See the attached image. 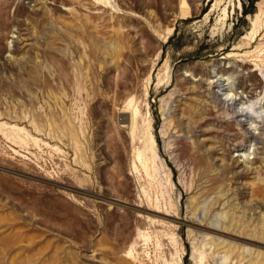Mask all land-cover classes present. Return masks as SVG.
<instances>
[{
  "label": "rangeland",
  "instance_id": "374dc122",
  "mask_svg": "<svg viewBox=\"0 0 264 264\" xmlns=\"http://www.w3.org/2000/svg\"><path fill=\"white\" fill-rule=\"evenodd\" d=\"M15 1L0 0V264H264V135H246L264 130V0ZM82 56L86 86L48 83ZM239 84L245 130L214 98ZM132 98L134 136L119 115Z\"/></svg>",
  "mask_w": 264,
  "mask_h": 264
},
{
  "label": "bare ground",
  "instance_id": "6f19581e",
  "mask_svg": "<svg viewBox=\"0 0 264 264\" xmlns=\"http://www.w3.org/2000/svg\"><path fill=\"white\" fill-rule=\"evenodd\" d=\"M25 1L32 3L33 1L35 0H16L14 4H12V7L15 6V4L17 2H21V4H25ZM94 4H99V5H103L105 8L106 6H109L110 5V2L111 0H91ZM26 2V3H27ZM5 5V4H4ZM111 6V5H110ZM50 9L49 10V13L52 12L51 15H54L53 12H57L58 11V8L57 7H54V6H49ZM23 9V7H22ZM184 12V10H182V13ZM34 13L38 14L39 12L38 11H34ZM79 26V25H78ZM77 27V26H76ZM86 27V26H85ZM85 30V29H84ZM84 30L82 27L80 28H70L68 29V31H71V33H75L76 37H78L79 40H83L85 41V37H84ZM89 31V30H88ZM87 31V32H88ZM90 32V31H89ZM88 32V33H89ZM69 33V32H68ZM59 35V34H58ZM56 35V36H58ZM88 37V36H87ZM119 41V38L117 39V43L116 42H110L109 46L107 45V48L105 49L104 51V54L108 57H110V60H111V63L114 62V61H118V57H120V54L118 52H120L119 48H120V44L118 43ZM90 44V51H95L98 47H99V44L98 42L94 39V38H91V41L89 42ZM116 45V46H115ZM9 47V46H8ZM7 48V47H6ZM103 48V47H102ZM49 49H53L52 51H50ZM49 49L46 50V56H50V58H55L53 57L54 55H58V49L59 48H55V46H50ZM7 52L10 53V49L7 48ZM10 50V51H9ZM60 50V49H59ZM54 53V54H53ZM67 54V53H66ZM101 54V52H100ZM12 55V54H11ZM6 57V56H5ZM30 57V56H29ZM85 57H81L79 63H77L76 65H72L68 60H66L65 57H62V59L60 60H57L56 63L50 67L51 70L49 71L50 73V76L49 79L51 80H47L48 83H50L51 81H59V83L61 84V90L62 91H66V89H69L71 87H75V86H79L81 89L83 88V86L87 85V83L89 81L92 80V76L94 74V71H95V68L90 66V64H86L85 63V60H84ZM1 59V58H0ZM5 60V59H4ZM29 60V59H28ZM41 63V62H40ZM9 64V62L7 63ZM6 65V61H1V65H0V69L3 68L4 66ZM40 65V64H39ZM6 67V66H5ZM13 69V67H11ZM14 70V69H13ZM71 70H73V72H70ZM80 70V71H79ZM4 72V71H3ZM2 73V72H0ZM32 76H30V79L32 80H41L43 78H46V73L44 74L42 72V70H40V68L38 67H35V69L32 71ZM82 75L81 78L80 75ZM14 75V74H13ZM16 75V74H15ZM24 75V74H23ZM22 75V76H23ZM96 76V75H95ZM117 79V75L115 77ZM21 79V78H20ZM9 81V80H8ZM220 81V80H218ZM217 81V82H218ZM21 84H22V81L20 80ZM225 81H223L221 84H216L215 87L218 88V90L220 91L221 90V87L222 85L224 84ZM27 83L26 82H23L24 86L25 84ZM22 84V85H23ZM93 84V83H92ZM27 85V84H26ZM36 85V84H35ZM39 85V84H38ZM54 85H57V84H54ZM118 85V84H117ZM16 86V85H15ZM58 87V86H57ZM2 91H6L5 90V86L2 87ZM22 88V87H21ZM25 88V87H24ZM17 89V88H15ZM20 89V88H19ZM241 91L242 93L247 92L248 88L244 85V84H239V85H233L231 88H230V95L227 97V100L223 102V100H221V94L217 93L215 94L214 98L215 100H219V103L220 105L222 104L224 107L226 106L227 108L229 109H232L233 110V113H235V116L236 118H239L240 121L238 122L240 124V126L245 130L247 128V124L248 122L251 123V125H253L255 122V117H254V113H252L251 109H247V108H243V98L241 97L240 93L238 91ZM1 91V92H2ZM21 91V89H20ZM24 91V90H23ZM8 94V93H7ZM41 94V93H40ZM10 95V94H9ZM45 95V94H44ZM43 95V96H44ZM51 97L54 98L56 100V103L58 104L60 99L57 98V97H54L52 94H51ZM63 98V97H62ZM117 97L115 95H113V101H116ZM67 101H62V108H63V105L64 103L66 104ZM138 101L135 99V98H132V99H129L127 100L125 106H124V109H123V112L120 115V119H121V122L122 123H129L128 124V128L132 134V136L135 135V132L138 131L139 129V126H138V121L140 119V117L142 116V111H141V107L140 105H137ZM258 104V103H256ZM14 112L15 114H19V111L16 110L14 108ZM129 113V115H128ZM6 113L4 111L1 110V106H0V117H3ZM66 117H68L67 114H65ZM19 117H20V114H19ZM170 122H172L170 120ZM67 123H71V120L70 119H67ZM173 123V122H172ZM67 126L69 128H71L72 126V123L71 125H68ZM5 125V124H3ZM171 125V123H170ZM1 127V126H0ZM4 126H2L3 128ZM151 126L148 125V128L146 130V134L143 138V147L140 151V149H138V152L136 154V157H137V161L140 162L143 166L144 169H149V164L148 162L150 161V159L148 158L147 156V153H153L154 152V146H155V141L152 137L151 134H148L147 132L149 131ZM12 130H15V131H19L20 133L21 132H24L25 129H22V128H19V129H12ZM71 130H73V128H71ZM256 131V130H255ZM246 135L248 136V138L251 139L252 142H255L256 144H259V141L261 140V137L262 135H264V130L262 129V131L260 130V134H259V138L256 137L255 133L253 134L251 132V129L248 128L246 129ZM139 140V139H138ZM140 141V140H139ZM246 165V164H245ZM134 169H136V162H134V165H133ZM193 200V199H192ZM231 222V221H230ZM229 222V224H230ZM226 226V225H225ZM228 226V225H227ZM230 226V225H229ZM228 226V227H229ZM238 228V227H237ZM200 229V228H199ZM203 229V228H202ZM235 231V230H234ZM235 233V232H234ZM216 234V233H215ZM140 235V234H139ZM218 236V234H217ZM223 236V235H222ZM236 240V239H235ZM222 242V241H221ZM221 242L218 244L220 245ZM244 243V242H243ZM226 244V243H225ZM224 245V244H223ZM165 246V245H164ZM229 246V245H228ZM169 253V252H168ZM171 253V251H170ZM241 254V253H240ZM244 254V252L242 253ZM241 254V255H242ZM129 255L131 257L134 256V254L131 252L129 253ZM171 255V254H170ZM246 255V254H245ZM171 257V256H170ZM247 257V256H246ZM203 259L204 257L201 256L200 257V261L201 263L200 264H203ZM255 260V259H254ZM133 264V263H132Z\"/></svg>",
  "mask_w": 264,
  "mask_h": 264
}]
</instances>
